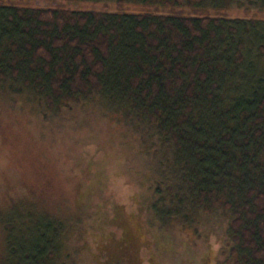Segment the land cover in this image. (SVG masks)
<instances>
[{"label": "trees", "instance_id": "1", "mask_svg": "<svg viewBox=\"0 0 264 264\" xmlns=\"http://www.w3.org/2000/svg\"><path fill=\"white\" fill-rule=\"evenodd\" d=\"M115 1L171 8L226 2ZM257 24L177 12L41 9L0 0V83L54 110L100 95L106 108L143 130L145 154L151 140L162 151L155 157L164 165L160 173L169 176L160 178L156 203L148 209L171 238L163 239L174 246L180 220L198 223L209 212L190 213L219 204L233 214L227 263L232 258V264H264V77L240 78L254 65L240 49L264 42L243 38ZM53 227L58 235L36 237L35 249L22 248L16 264H54L63 222ZM54 240L59 242L49 248ZM160 246L177 255L175 247ZM187 255L186 264L209 261L205 255L197 260L192 248Z\"/></svg>", "mask_w": 264, "mask_h": 264}, {"label": "rangeland", "instance_id": "2", "mask_svg": "<svg viewBox=\"0 0 264 264\" xmlns=\"http://www.w3.org/2000/svg\"><path fill=\"white\" fill-rule=\"evenodd\" d=\"M2 2L41 9L255 19L258 24L248 27L243 38L255 43L264 38V0H226L220 5L222 1H206L194 6L184 2L173 8L115 0ZM240 52L245 61L254 63L240 78L264 77V42L245 44ZM29 96L0 83V264H16L22 248L35 249L36 237L58 235L52 228L58 221L63 222L64 238L54 264L66 255L59 264H186L190 248L197 260L205 255L207 264L233 263L232 258L227 263L226 252L232 209L219 204L190 213L208 211L201 223L180 220L174 246L164 240L171 238L148 206L156 203V185L169 174L160 173L164 165L156 155L162 151L157 153L151 139L149 155L145 154L148 140H142L143 130L106 108L100 95L95 101L70 102L58 110L40 106ZM58 242L49 243V248ZM160 244L175 247L177 255L162 252ZM38 246L42 248L41 243Z\"/></svg>", "mask_w": 264, "mask_h": 264}]
</instances>
